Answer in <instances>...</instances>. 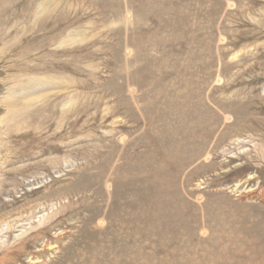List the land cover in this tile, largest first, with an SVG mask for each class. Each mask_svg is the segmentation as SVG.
Masks as SVG:
<instances>
[{
  "label": "rangeland",
  "instance_id": "1",
  "mask_svg": "<svg viewBox=\"0 0 264 264\" xmlns=\"http://www.w3.org/2000/svg\"><path fill=\"white\" fill-rule=\"evenodd\" d=\"M0 264H264V0H0Z\"/></svg>",
  "mask_w": 264,
  "mask_h": 264
}]
</instances>
